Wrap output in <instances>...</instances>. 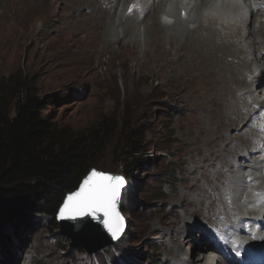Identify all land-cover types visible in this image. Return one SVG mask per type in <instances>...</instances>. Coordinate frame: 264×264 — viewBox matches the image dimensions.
<instances>
[{
    "label": "rangeland",
    "instance_id": "rangeland-1",
    "mask_svg": "<svg viewBox=\"0 0 264 264\" xmlns=\"http://www.w3.org/2000/svg\"><path fill=\"white\" fill-rule=\"evenodd\" d=\"M102 1L48 0L45 12L26 15L29 22L22 28L24 36L20 35L21 32L11 34V29H2V33H10V39L8 41V38L0 39V80L16 73L34 80L37 93L45 102L43 116L50 118L59 127H68L75 134L84 137L91 136L94 130L101 129L102 145L92 151L91 168L124 175L123 165L126 162L123 160L127 158L125 153L132 151L128 142L131 140L136 142L135 146L141 150L127 160L131 163L133 175L130 179L125 177L126 185L119 203L120 215L127 226L114 244L88 254L82 248L71 246L70 241L59 232L56 217L53 218L45 212H24L3 226V234L9 237V242L0 248V264H175L169 249L173 244L169 241L168 245H163L162 237L177 226L174 222L170 224L169 230L166 223L173 221L175 215L179 217L183 215L182 206L176 201L178 194L184 184L192 182L191 177L199 175L192 170L196 166L194 164L196 152L194 149L190 151V148L202 146L204 143L192 142L189 133L194 132L198 135V132L196 133L198 129L193 124L202 121L203 118L209 120L208 114L204 113L206 107L201 106V103L209 98V94L195 97L182 93L167 81L165 75L154 73L148 66L141 63L132 68L134 60L130 53L120 51L117 35L124 41L136 36V39L142 42L139 48L143 51L144 28L151 23L153 16L158 17L161 5L154 7L149 13L142 14L145 3H152L155 0H138L141 4H138L131 13L128 11L130 4L126 5L127 8L123 6L125 0H110L111 5L107 3L105 6L102 5ZM99 4L103 7V12L105 11L101 14L103 16L109 14V17L98 23L99 30L96 31V36L98 37L100 30H103L105 33L103 38L105 39L107 35L110 39V48L98 43L89 48V54L86 52L83 55L81 46L76 41L84 40L91 32L88 30V33H85L82 29L86 21L92 20L94 10ZM171 6L170 4L166 7ZM193 6L194 3L189 7L186 5V12L196 16L198 13L193 10ZM105 7L107 8L104 9ZM216 8L217 2L205 9L204 13H216ZM237 12L235 8L234 14ZM175 13L178 14V10H175ZM245 17L249 22L242 34L240 33L241 38L248 37L247 28L257 30V23L261 21L258 15L251 17L248 14ZM2 18L8 23L12 21L20 23L8 15H3ZM169 18L173 19V22L175 20L180 22L176 24L175 29L195 25L194 22L182 23L184 19L182 15ZM119 23L130 25L128 33L122 34ZM131 23L135 26L133 27ZM261 39H256L258 54L262 56L260 63L264 60V45L260 44L263 41ZM216 43L219 44L220 41L216 40ZM123 62L130 66L127 67ZM239 69L241 70V67ZM239 78L241 79V76ZM259 78L252 77V83L256 81V84L251 86L253 89L264 82L262 77ZM257 90L261 97L256 101L260 99L257 101L258 104L264 105V85L258 86ZM258 114L262 119L260 127L264 131V107H258ZM250 121L248 125L252 126L254 122ZM254 129L256 130L255 126ZM236 132L238 131L232 129L229 133L234 136L237 135ZM126 134L129 137L128 142L127 139L121 142ZM224 135L225 131L222 132V137ZM261 136L264 137V133H261ZM234 144H227V147ZM259 147L260 154L256 157L258 159L255 161L254 173L250 169H244L243 173L250 174L241 177L240 184L242 191L245 192L239 200L241 210L242 204L251 198V191L255 190L250 188V181L256 177H264V163L261 162L264 160L263 142ZM221 152H225L224 147ZM237 153H240V150H237ZM241 157L240 160L236 157L237 164L245 162ZM230 158L233 159L232 156ZM236 163L232 162L228 169L230 171L235 169ZM199 164L201 166L197 171L207 169L204 162ZM251 164L252 159H248L246 165ZM227 178H230L228 171L221 176L220 182L228 184ZM200 180L201 184L205 182L202 178ZM215 182L219 183L218 180ZM224 200H227L226 196ZM245 208L251 211L248 206ZM221 217V215L190 217L189 224L197 222L201 227L198 229L192 227L190 236L185 231L186 228L181 229L182 232L179 233L181 238L187 239L183 242L184 250L181 256L190 259L192 252L196 250L199 254L217 257L214 249L210 250V246L204 241L212 242L213 235L214 238L219 237L221 240L222 237L229 238L233 225L228 223L219 227V222L226 221ZM191 237L192 240L188 239ZM216 263L214 261V264Z\"/></svg>",
    "mask_w": 264,
    "mask_h": 264
},
{
    "label": "bare ground",
    "instance_id": "bare-ground-1",
    "mask_svg": "<svg viewBox=\"0 0 264 264\" xmlns=\"http://www.w3.org/2000/svg\"><path fill=\"white\" fill-rule=\"evenodd\" d=\"M215 2H217L216 13L205 14L204 10L211 7ZM47 3H49L48 0H0V39L8 38L7 41L10 39V33H2V29H11V34L12 32L18 34L21 32L20 35L24 36L22 28H25L29 22L26 15L33 12H45L48 7ZM107 3L111 5L110 0L102 1L104 6ZM191 3H194L193 10L195 9V12L198 13L196 16L186 12L185 6L189 7ZM127 4L138 6L141 3L138 0H125L123 6L126 7ZM170 4L171 7H166ZM159 5H161L159 13L165 12L168 17L172 18L174 15H182L184 16L182 23L194 22L195 25L175 29L176 24L180 23L177 20L173 24H169L162 22L157 15L153 16L151 23L144 28L143 51L139 48L142 42L136 39V36L124 41L117 35V42L121 47L120 51L130 53V57L134 60V64L131 65L132 68L142 63L151 68L154 73L165 75L168 78L167 81L175 85L182 93L185 92L189 96L195 97L196 95L209 94V98L201 103L202 107H206L204 113L208 114L209 120L203 118L202 121L193 124L198 129L196 131L198 135L190 132V128L188 130L191 139H193L192 142L204 143L202 146L190 148V151L194 149L196 152V157H194L196 166L192 170L199 175L191 177L192 182L184 184L183 189L178 194L179 197L176 201L182 206L183 215L181 217L175 215L173 221L166 223L168 229L171 228L170 224L174 222L177 226L174 228L175 231L165 233V236L162 237V243L165 246L168 245L167 242L169 241L173 244L169 246V249L175 264H214V261L219 264H236L239 256L237 252L243 251L245 255L249 256L250 251L248 249L253 246H259L260 254L264 255V234H261L264 232V216L262 223V219L258 220L262 226L261 233L252 235L251 229L246 226L251 216L264 215V210H261L264 209V177H256L250 181V188H255V190L251 191L249 201L242 204V210L239 204V200L245 193L240 184L241 177L244 174H250V172L243 173V171L244 169H250L251 172L255 170V161L258 159L256 157L260 154L259 146L261 142L264 144V137L261 136L264 131L260 127L262 119L258 114V107L263 108L264 105L263 102H260L262 105L258 104L257 101L260 99L256 101L258 97H261L260 94H257L258 86L264 85V82L259 83L254 89L251 87L256 84V81L252 83V77L257 79L262 77L264 81V60L260 63L262 56L258 54L256 44V39L262 38L263 41L260 44L264 45V0H155L152 3H145L141 13H149ZM253 5H258V7H253ZM99 7L94 10L92 20L86 21L82 29V32L88 33V30L91 32L87 34L84 40L76 41L81 46V54L83 55L86 52L89 54V48L98 43L110 48V39L107 35L105 39L103 38L105 34L103 30H100L98 37L96 36V31L99 30L98 23L109 17V14L103 16L101 14L103 7L100 4ZM235 8L238 10L237 14H234ZM157 9L155 10L157 11ZM175 10H178V14L175 13ZM248 14L251 17L258 15L261 21L257 23V30L247 28L246 31L249 30L248 37L244 38L243 36L241 38L240 33L245 26H248L249 21L245 17ZM3 15H8L12 20H17L20 23L17 24L13 21L8 23L2 18ZM253 21L255 23V20ZM215 24L217 25L214 26ZM120 25L122 34H126L130 25ZM132 26L135 25L132 24ZM216 40H219L220 43L217 44ZM258 62L259 64H257ZM123 64L127 65L126 62ZM239 67L242 71L238 70ZM209 107H213V109L210 110ZM250 120L254 122L253 125L251 123L252 126L248 125ZM232 129L238 131L236 132L237 135L232 136L229 133ZM224 131L226 135L222 137ZM227 144L234 145L228 148ZM223 147L225 152L222 153ZM237 150H240L241 154L237 153ZM231 156L233 159L230 158ZM240 156L245 162L237 164L236 157L240 160ZM248 159H252L251 165H246ZM200 162H204L207 169L203 168L197 171L198 167L201 166ZM232 162L233 164L236 163V168L230 171L228 167L232 166ZM261 162L264 163V160ZM227 171L230 176L227 178L229 183L223 184L222 181L220 182V178ZM201 178L205 181L203 184L200 183ZM215 180H218L219 183ZM224 196L227 197V200L223 201ZM245 206L251 208V211ZM198 215L200 217L201 215L205 217L221 215V218L226 221L219 222V227L228 223L233 225V228H230L231 234L228 239L222 237L221 240L219 237L214 238L213 235L212 242L204 241L208 243L210 250L214 249L213 252L216 253L217 257L219 256L218 258L213 255L199 254L196 250L192 252L190 259H186L187 256L185 258L181 256L184 250L183 242L187 239H182L179 233L186 228L185 231L190 236L192 227L200 228L201 226L197 222L189 224L190 217ZM254 224L256 225L257 222ZM188 239L192 240V237ZM193 247L196 249L195 245ZM196 254L199 255L196 256Z\"/></svg>",
    "mask_w": 264,
    "mask_h": 264
},
{
    "label": "trees",
    "instance_id": "trees-1",
    "mask_svg": "<svg viewBox=\"0 0 264 264\" xmlns=\"http://www.w3.org/2000/svg\"><path fill=\"white\" fill-rule=\"evenodd\" d=\"M44 109L34 80L17 73L0 80V248L9 242L3 226L21 213L56 216L65 193L91 168L92 151L102 145L101 129L75 134L43 116ZM128 144L132 151L125 153L123 174L130 179L127 160L141 149L134 140Z\"/></svg>",
    "mask_w": 264,
    "mask_h": 264
},
{
    "label": "snow or ice",
    "instance_id": "snow-or-ice-1",
    "mask_svg": "<svg viewBox=\"0 0 264 264\" xmlns=\"http://www.w3.org/2000/svg\"><path fill=\"white\" fill-rule=\"evenodd\" d=\"M136 6L130 5L129 13ZM124 185L125 180L121 176L92 170L80 183L78 190L68 194L64 199L57 218L81 219L82 223H86L82 218L91 217L102 224L113 239H117L124 227L123 217L117 209ZM237 255L240 253L237 252Z\"/></svg>",
    "mask_w": 264,
    "mask_h": 264
},
{
    "label": "water",
    "instance_id": "water-1",
    "mask_svg": "<svg viewBox=\"0 0 264 264\" xmlns=\"http://www.w3.org/2000/svg\"><path fill=\"white\" fill-rule=\"evenodd\" d=\"M92 170L104 172V173L111 174L114 176H121L124 178L125 185H126L125 176L122 174L105 172V171L98 170L96 168H90L88 172L81 178L78 186L75 189L65 193L62 199V202L59 205L58 210L56 212V216H55L56 221L58 223L59 232L70 241L71 246L73 248H82L88 254H93L107 246L114 244L121 237V235L123 234L127 226L126 223H124L123 231L120 234L119 238L113 239L111 234L108 233L107 230L103 228L102 224H100L96 220H93L91 217L82 218L84 221H86V223H82L81 219L71 220L67 218H62V219L57 218L58 213H59V208L63 205L64 199L67 197L68 194L78 190L80 183L85 179V177L88 176L89 172H91ZM123 188L121 189V194H122ZM121 194H120L119 202L117 205L118 211H119V203L121 199Z\"/></svg>",
    "mask_w": 264,
    "mask_h": 264
}]
</instances>
